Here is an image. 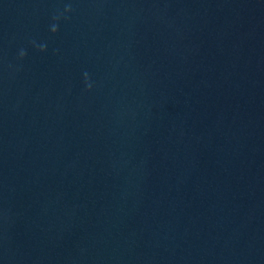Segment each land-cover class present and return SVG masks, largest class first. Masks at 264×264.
<instances>
[{"label": "water", "instance_id": "1", "mask_svg": "<svg viewBox=\"0 0 264 264\" xmlns=\"http://www.w3.org/2000/svg\"><path fill=\"white\" fill-rule=\"evenodd\" d=\"M0 264H264V0H0Z\"/></svg>", "mask_w": 264, "mask_h": 264}]
</instances>
